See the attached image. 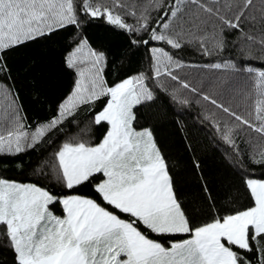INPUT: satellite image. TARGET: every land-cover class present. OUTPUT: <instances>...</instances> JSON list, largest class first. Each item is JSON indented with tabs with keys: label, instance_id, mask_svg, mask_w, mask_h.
<instances>
[{
	"label": "snow or ice",
	"instance_id": "6c2138e0",
	"mask_svg": "<svg viewBox=\"0 0 264 264\" xmlns=\"http://www.w3.org/2000/svg\"><path fill=\"white\" fill-rule=\"evenodd\" d=\"M94 20L126 33L130 48L146 46L149 70L118 71L110 81L116 60L85 34ZM69 27L74 32L63 63L73 73L71 91L55 116L32 129L9 84L12 57ZM185 49L210 58L203 69L220 74L211 92L183 74L201 66L183 58ZM258 51L264 53V0L259 6L255 0H0V170L14 165L24 174L19 157L43 151L53 135L65 136L31 169L61 191L0 175V248L11 251L12 264H264V171L255 178L243 167L247 158L248 167L264 169L258 142L264 141V55ZM129 60L130 53L120 57L122 66ZM157 90L182 104L188 93L210 106L204 118L232 149L246 204L236 206L237 196L233 207H219L205 182L216 212L195 222L197 202L203 213L207 199L182 202L180 174L169 168L153 130L139 124L140 109L157 99ZM225 98L251 101V111L242 114ZM72 123L75 135L64 132ZM92 126L106 129L98 143L86 138ZM245 133L258 134L249 136L248 152L236 140Z\"/></svg>",
	"mask_w": 264,
	"mask_h": 264
},
{
	"label": "trees",
	"instance_id": "16d2710c",
	"mask_svg": "<svg viewBox=\"0 0 264 264\" xmlns=\"http://www.w3.org/2000/svg\"><path fill=\"white\" fill-rule=\"evenodd\" d=\"M128 2L132 3L133 0H128ZM134 2L141 5L144 0H134ZM255 4L259 6L260 0H255ZM126 19L128 23L134 22L131 17H126ZM85 28V34L88 38L94 44L107 49L111 54L110 60H116V65L111 69V75L108 76L110 81L116 79L118 71L123 75L125 72L133 74L138 71L147 72L149 70L145 51L146 46L142 45L139 50L130 48V37L126 33L105 24L103 20H94L90 26L85 25ZM248 28L249 25L246 24L245 30L247 31ZM73 32L74 29L69 27L58 32L50 39L39 40L19 49L12 57V80L9 81V84L14 85L20 98L19 103L24 109L23 114L27 117L25 123L32 129L38 122L48 121L55 116L58 104L71 91L73 73L64 66L63 59L66 51L71 46L69 38L73 35ZM125 53H130V60L122 66L120 57ZM182 55L186 61L201 65L185 68L183 74H186L195 86L200 87L203 85L205 91L211 92L212 85L215 84L216 77L220 74L203 69L202 64L211 62L210 58H202L192 49H185ZM224 55L227 56L228 53ZM257 55H264V53L258 51ZM254 63H258V61H254ZM156 95L157 99L153 102H158L170 110L169 112L164 110V114L160 111L162 114L160 124L168 131L167 137H174V142L176 141L177 144H172L173 149L171 150H167L165 144L160 145L163 147L172 172L180 174V189L182 192L180 198L188 203L194 198L205 197L207 203L204 212L199 211L201 202L198 201L196 213L201 216L210 215L216 209L213 207V199L207 198L206 193L202 190L204 183L207 182L208 187L211 189V196L219 201V207H233L232 200L237 196L240 197L239 206L246 199L241 185L243 176L239 174V168L230 162L231 157L229 154L232 149L221 139L220 133L213 127V121L204 118L206 114L211 112L210 106L199 100L198 97L188 93H183L180 96L181 99L187 97V104L174 101L171 95L164 91L157 90ZM225 102H231L232 106L237 111H241L242 114L247 115L251 111V101L247 106L242 105L239 99L230 100V98H225ZM238 105L239 107H237ZM84 115L83 112L79 115L78 119L83 121L80 127L89 124L88 120H84ZM220 126L223 127V122ZM105 130L103 126H92V130L86 138H91L93 143H98ZM78 131L79 128L76 123L64 128V132L71 135H75ZM171 131L174 134L170 133ZM163 136L165 137L166 134H163ZM249 136L257 137L258 134L245 133L236 137L237 144L244 152L250 150L247 143ZM64 138L63 133L58 136L53 135L52 140L54 143L43 145V151H30L19 157L26 163L24 174H21L12 165L6 171L0 170V175L22 182L38 181L42 186H48L53 191H61L59 187H53L49 180L37 177L31 169L38 159L45 160L50 157ZM258 142L264 144V141ZM29 158H31V163H29ZM197 161L200 163L199 169L195 167ZM243 167L255 178H261V172L264 171L258 166L248 167L247 158H245ZM237 189L240 191L238 192ZM80 192L98 198L91 188H81ZM99 202L102 203V201ZM209 209H211L210 212ZM57 213L59 214V209H57ZM141 228L143 229V226ZM182 238L185 237H176V239ZM12 260L13 254L11 251L7 248H0V264H12Z\"/></svg>",
	"mask_w": 264,
	"mask_h": 264
},
{
	"label": "rangeland",
	"instance_id": "374dc122",
	"mask_svg": "<svg viewBox=\"0 0 264 264\" xmlns=\"http://www.w3.org/2000/svg\"><path fill=\"white\" fill-rule=\"evenodd\" d=\"M164 110L165 112L170 111L167 107L161 105L158 102L147 103L144 108L140 109L142 115L139 118V124L151 128L158 143L162 145L165 144L167 150H171L173 149L172 144L177 143L176 141L174 142V137H167L168 131L165 129V127L162 126V124H160L162 119V114L160 113V111H162L164 114ZM170 133L174 134L173 131H171ZM163 134H166V136L164 137ZM243 201L240 203L239 206L246 204L247 198Z\"/></svg>",
	"mask_w": 264,
	"mask_h": 264
},
{
	"label": "crops",
	"instance_id": "0c3cea01",
	"mask_svg": "<svg viewBox=\"0 0 264 264\" xmlns=\"http://www.w3.org/2000/svg\"><path fill=\"white\" fill-rule=\"evenodd\" d=\"M167 162H168V165H169V168L172 170V168H171V166H170V163H169V161H168V159H167ZM207 195V194H206ZM181 199V198H180ZM182 200V199H181ZM186 200H182V202H185ZM186 203V202H185ZM215 212H216V210H213V212L210 214V215H208V216H201L200 214H198V213H196V223L197 224H200V223H203V222H205L206 220H208V219H210L211 218V216L212 215H215Z\"/></svg>",
	"mask_w": 264,
	"mask_h": 264
}]
</instances>
